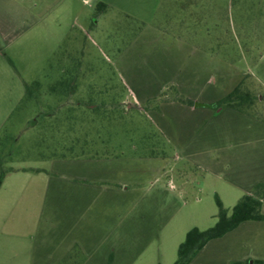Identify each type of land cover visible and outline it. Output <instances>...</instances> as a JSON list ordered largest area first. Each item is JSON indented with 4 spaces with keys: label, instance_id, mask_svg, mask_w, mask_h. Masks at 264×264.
Segmentation results:
<instances>
[{
    "label": "rangeland",
    "instance_id": "374dc122",
    "mask_svg": "<svg viewBox=\"0 0 264 264\" xmlns=\"http://www.w3.org/2000/svg\"><path fill=\"white\" fill-rule=\"evenodd\" d=\"M172 1L162 2L150 23V0H114V5L107 3L106 8L100 5L106 0H93L90 6L72 0L67 14L57 11L56 35L47 29L43 34L35 33L37 36L30 32L16 54L8 53L15 57L12 66L0 58V175L11 167L50 168L54 158L132 162L150 157L158 164L163 162L161 158H169L160 182L150 171V181L144 184L150 188L149 233L136 245L131 244V252L129 246H121L126 253L118 264H174L179 245L191 228L207 229L216 223V194L229 211L235 205L224 181L184 158V144L163 132L157 123L161 118L152 116L150 105L160 104L167 95L186 98L176 86L164 89V79L177 73L176 78L182 79L196 66V43L215 48L219 55L232 56L233 64L241 68L252 65L251 58L246 63L239 58L244 52L254 58L264 50V0H218V15L212 21L181 14L179 0ZM63 8L64 3L60 4V10ZM133 10L138 14H132ZM151 24L171 30L150 34ZM209 27L212 29L207 33ZM183 28L185 38L193 41L190 45L179 38ZM166 65L171 70L162 68ZM182 66L185 71L180 75ZM15 74L28 82H41L35 96L16 101L20 86L12 85ZM161 79L162 89L157 92ZM63 80L73 89L70 98L63 92L66 85L57 84ZM52 83L58 89L53 94ZM148 86L150 93L160 94L159 100L144 99ZM245 87L255 98L250 111L264 118V99L258 98L264 97V88L252 77ZM130 91L142 93L144 98L135 103ZM165 182L172 187L167 192L170 199L160 204L153 187ZM131 254L132 260L128 258Z\"/></svg>",
    "mask_w": 264,
    "mask_h": 264
},
{
    "label": "crops",
    "instance_id": "0c3cea01",
    "mask_svg": "<svg viewBox=\"0 0 264 264\" xmlns=\"http://www.w3.org/2000/svg\"><path fill=\"white\" fill-rule=\"evenodd\" d=\"M78 1L90 6L93 0ZM164 1L150 0V23ZM63 3L66 8L60 10ZM107 3L114 5V0H106ZM178 4L180 8L183 6L180 13L194 20L212 21L218 15V0H179ZM71 7L72 0H0V58H6L11 65L15 57L8 53L16 54L30 32L37 36L47 29L56 35L60 18L57 11L67 14ZM153 25L150 34L171 30ZM181 31L179 38L186 45L193 43L185 38L186 28ZM194 48L196 66L182 79L176 78L178 73L164 79L163 88L176 86L179 94L195 104L181 101L180 95H167L163 100L160 96V104L150 105L152 116L161 118V123H157L173 141L184 144V158L227 184L229 196L234 197L232 204H236L264 182V118L230 107L216 110L212 104L230 93L247 75L264 88V50L254 58L245 52L240 54L242 62L246 63L248 58L253 62L241 68L233 64L232 56L219 55L215 48L201 43ZM184 71L183 66L178 69L180 75ZM14 78L12 85L20 86L18 103L35 96L41 86L37 80L28 82L20 75ZM58 83L66 85L63 92L70 98L73 90L70 83L64 80ZM55 84L51 86L52 94L58 90ZM158 84L157 92L162 89V79ZM28 86H32L29 93ZM147 89L146 98L142 93L130 91L135 103H140L142 97L150 102L159 100V93L153 95L149 86ZM89 106L96 109L94 104ZM191 130L189 136L182 137ZM197 149L200 151L196 152ZM168 159L161 158L163 162L158 164L150 157L132 162L119 158L64 157L52 159L50 168L11 167L4 171L0 184V264H118L126 253L121 246H129L130 251L132 245L149 233L150 188L144 184L150 181V171L160 182L159 175L166 171ZM127 184L130 187L125 188ZM169 185L166 182L153 185L154 197L160 204L170 199ZM128 258L132 260L134 255ZM248 260L250 264H264V221H245L223 237L209 241L192 264Z\"/></svg>",
    "mask_w": 264,
    "mask_h": 264
},
{
    "label": "trees",
    "instance_id": "16d2710c",
    "mask_svg": "<svg viewBox=\"0 0 264 264\" xmlns=\"http://www.w3.org/2000/svg\"><path fill=\"white\" fill-rule=\"evenodd\" d=\"M100 5L104 8L107 7L103 2L100 3ZM249 77L250 75H247L230 93L212 104V107L216 110L230 107L250 115H257L250 111L255 98L247 87H245ZM31 88L32 86H28V93L31 92ZM179 99L191 105L195 104V102L190 99L182 97H179ZM3 175L4 172L0 175V184L3 181ZM263 199L264 182L257 184L250 193L243 195L233 206L231 211L225 207L222 199L216 194V202L219 208L216 216V223L207 229H200L198 227L191 228L186 233L185 239L179 245L178 256L174 264H192L194 257L209 241L223 237L245 221H264V212L262 210ZM246 263L250 264V261L232 262L230 264Z\"/></svg>",
    "mask_w": 264,
    "mask_h": 264
}]
</instances>
